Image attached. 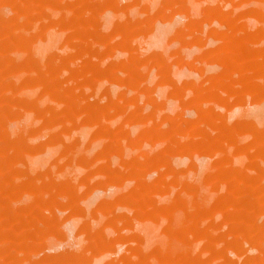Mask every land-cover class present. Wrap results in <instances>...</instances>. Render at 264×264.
<instances>
[{
  "label": "rangeland",
  "instance_id": "obj_1",
  "mask_svg": "<svg viewBox=\"0 0 264 264\" xmlns=\"http://www.w3.org/2000/svg\"><path fill=\"white\" fill-rule=\"evenodd\" d=\"M0 264H264V0H0Z\"/></svg>",
  "mask_w": 264,
  "mask_h": 264
}]
</instances>
